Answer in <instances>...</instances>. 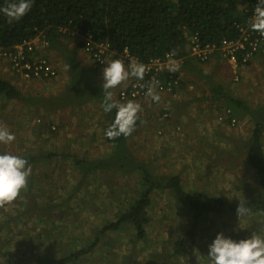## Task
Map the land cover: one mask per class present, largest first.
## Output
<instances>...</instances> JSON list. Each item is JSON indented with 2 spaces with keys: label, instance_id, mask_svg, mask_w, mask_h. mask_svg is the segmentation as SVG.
<instances>
[{
  "label": "trees",
  "instance_id": "16d2710c",
  "mask_svg": "<svg viewBox=\"0 0 264 264\" xmlns=\"http://www.w3.org/2000/svg\"><path fill=\"white\" fill-rule=\"evenodd\" d=\"M257 2L258 0H34L31 11L17 22L9 24L7 18L0 13V48L3 52L12 54L16 51V47H21L26 55L31 56L25 51L29 47L27 43L31 42L33 57L43 56L44 58H48L49 55L46 53L53 49L63 58L65 65H71V69L68 70L71 82L72 79L76 78L77 80V77L84 76L76 65L74 55L76 48L70 49L67 46L73 41L74 35L75 38L78 35L83 37L89 35L93 41L104 44L106 46L105 54L113 52L117 54L127 49L129 55L137 57L140 62H147L155 58L163 59L166 54L173 51L176 58L185 54V32L196 34L197 39L203 45L212 42L218 43L222 39L236 40L240 38V29L246 26L250 27L249 21L253 16ZM5 3L6 0H0V7L4 6ZM38 35L44 44L36 47L32 40ZM76 47L79 49L80 46L77 45ZM9 67L11 74L8 79L17 77L16 67L13 64H10ZM6 79L0 77V96L8 101L20 99L31 102L33 100L31 96L24 97L21 95L16 86ZM181 84L184 85V83ZM213 87L215 92H219L227 99L226 104L234 116L241 115L240 112H247L246 105L240 102L238 98L232 97L233 95L228 97L221 84L217 83ZM77 101L80 103L87 100L78 98ZM239 108L241 109L240 112L237 110ZM115 112L116 110L105 117L109 121V125L114 120ZM249 113L254 121V127L245 140L246 146L242 155L244 163L255 176L249 185L240 188L242 192L240 195H242L239 199L243 200L246 206L250 208L249 214L253 216L249 218L257 219L261 216L262 220L256 222L260 221V224L263 221L264 225V150L262 147L264 115L259 114L258 110L249 111ZM127 138L121 136L116 140H110L106 137V141L114 144L116 151L108 160L109 164L125 169L123 173L124 175L129 173V177L133 176L131 174L132 167H141L136 184L139 189L130 194V197L133 196L131 201L116 211L114 221L101 223L96 230L95 240L87 247L71 248V252L67 256H60L54 260L32 247L30 253L34 264H52L55 262L58 264H75L79 259H87L85 256H89L96 241L102 239V236L106 235L108 231L114 233L126 225L135 231L137 239H145V226L148 224L146 209L150 202L149 194L158 189H167L171 197L181 204V208L186 210L189 217V226L185 227L183 238L175 239L176 242L172 240V251L161 252L164 254L163 256L162 254L154 256V260L150 261V264H176L171 257L188 251L191 252L196 248L198 246L196 228L199 224L204 223L209 215L222 218L224 224L228 220L230 224L232 222L231 225H234V222H239L236 214V208L240 203L239 199L228 201L220 196H208L205 191L201 190L184 191L179 176L166 173L165 170L158 173L152 169L151 161L160 160V166H167L168 163L164 160L166 150H163L164 154H161V159L145 158L139 155L136 157V155L133 156L135 149L131 150L127 145H124ZM0 153L4 152L0 149ZM68 154L70 153H65L66 156H69ZM74 156L72 163L80 171V178L77 181L79 184L72 188L64 201L74 197L77 187L93 173L94 169H101L103 166L102 161H96V159L91 164L86 165L88 161L82 163L83 158ZM40 157L30 159H33V163L39 161ZM46 157H49V154ZM142 158H145V163H142ZM26 159L28 160V158ZM112 174L109 178L114 181L116 177ZM107 181L110 182L109 179ZM25 194L28 202L22 210V214L29 219L33 218L36 213H40L47 222L51 206L52 208H61L58 203L51 204L48 195L45 196V199L49 201L39 204L29 188ZM63 214V212L60 213L61 216ZM251 225L245 227L246 232L251 230ZM44 233L43 224L42 232L36 236L41 239ZM45 236L42 240L43 243ZM236 236L239 237V234ZM110 244L114 245V242ZM51 245L55 246L56 243H50L47 246L49 251L54 249ZM165 249L166 247L163 248V250Z\"/></svg>",
  "mask_w": 264,
  "mask_h": 264
},
{
  "label": "rangeland",
  "instance_id": "374dc122",
  "mask_svg": "<svg viewBox=\"0 0 264 264\" xmlns=\"http://www.w3.org/2000/svg\"><path fill=\"white\" fill-rule=\"evenodd\" d=\"M188 61L191 62L189 59ZM53 63L58 64V61L53 60ZM9 66L10 63L8 60L0 59V77L4 79L7 78L6 80L13 83L21 95H23L24 97L31 96L33 100L31 102L20 99L8 101L0 96V125L7 127L9 131H11L16 137L15 141H13L11 144H0V149L4 153L8 152L14 155L28 158V162H30L29 164L32 167V174L29 177L28 184L30 192L35 195V199H37L39 204H43L44 202L49 201L48 199H45L46 195L50 196V203L52 204L55 200H61L60 198L64 199L69 196L70 190H72L71 183H74V181L76 180L75 178H77L75 175H71V171L74 170L72 158L75 157L74 155H76L77 157L81 155L68 154L70 157L65 155V153L67 152L66 149L69 147V145H63V143H59L56 140V135L53 131H56L57 128L51 129V127L48 126L50 122L47 123L46 116L50 108L57 110L58 108H65L69 105H74L75 103H79L77 101L78 98H80V100L84 99L94 102L95 95L102 96L100 98V101L97 103V105L101 107L103 101V91L99 88L96 89L95 84H93L92 81L85 76H79L77 77V80L76 78L72 79L69 84L63 86L61 93H57L54 91L55 87L57 90L61 86L59 85V83L57 85L56 77L50 79H29L21 77V75L17 74V77L8 79V76L11 74ZM225 66H227V64H225ZM204 77L206 78L203 81L210 80L208 78L210 77V75L206 74ZM53 84L54 86H57L54 87L52 86ZM231 95L233 94L231 93ZM90 104L94 105L92 103ZM258 111L259 114L264 115V103L261 104V106L258 108ZM60 114L61 113H57V120L59 122L61 120L62 122H64L66 115ZM37 119H39V121H37ZM249 124V122L245 121L244 126L241 130L224 129L225 131H222V129H219L218 132H214V136L218 134L225 136L228 139L224 143V141L222 142V140H220L221 137L216 136L217 141L215 143H212L211 145L207 143L211 154L203 155L201 152H199L198 154H195L193 158L191 156L192 154H190L189 156L192 158V160L186 163L187 165H185L184 168L181 169L179 174V168L185 164H179L184 161L180 157V155L182 156L185 154H189V151L184 144V141L186 139V136L184 138V132L180 136H178V142L167 143V146H165V148H162V141L155 145L156 143L150 140L146 143L143 150L141 148L143 153H145L141 154V156L145 155V158L148 157L151 159H161V154H164L163 150H166V154L171 153L174 154V156L171 158L167 166H160V160L151 161L152 169L155 172L162 173V170H165L166 173L179 176L180 180L181 178H183V182L186 188H184L182 185L181 186L186 192L198 191L200 188V190L205 191L208 196H220L221 198H224L228 201H237L242 195H240V193H242L240 188H244L243 186L249 185L254 180L255 176L254 173L250 169H248V167L244 163V158L242 155L243 151H245V140L250 135V131H246ZM239 135L241 136V139H239ZM262 147L264 150L263 133ZM219 150L224 154L219 153ZM231 150L232 152L230 153ZM47 154H49V157H46ZM39 156H41L40 160L32 163L33 159L30 158H37ZM209 156L211 159L209 158ZM225 157L230 164L220 163ZM82 158V163L88 161L86 165H89L93 162V159L87 160L86 157ZM145 158L141 159L142 163L146 162ZM168 158L166 157L167 161ZM176 159H181L182 161L178 163L177 161H175ZM195 160L198 163L199 170H197V168L195 167ZM233 162L234 165H232ZM111 166L113 173L112 175L117 178L116 182L122 175L123 177L127 178L124 181H118V184L121 187H124V190L118 191L116 188L117 191L115 190V193H112L109 187L102 186L101 183H105L108 186H111L112 183L111 179L109 178L111 174H109V171L105 170L107 174L102 172L97 174V177L94 180V184L97 183L98 188L92 187V191H94V189H97V192L107 195L106 190H108L109 194H123L124 196H126V193L131 194L135 192L137 190L135 181L137 177L140 176L141 167H132L133 170L131 174L133 176L129 177V173L124 175L123 171L125 169H120L114 165ZM205 175H208V177H212L214 180H216V184L214 183V181H209L203 183L201 185L202 187L199 186L200 184L197 181L200 180V178H205ZM223 177L225 178L222 179ZM194 178L195 180H193ZM108 179L110 182L107 181ZM234 181L238 182L236 189L234 187ZM113 184V186H115V183ZM46 188L49 189L46 190ZM25 195V191H23L19 200L7 206V211L0 209V264H34L30 253L31 246L34 245H36L37 247L40 246L39 250H43L44 248L46 249L47 246L50 245V243L55 242L56 244H58V242H60V244L62 245L61 250H59L56 245H51L54 249L50 250L51 252L47 253V256H49L51 260L57 259L60 256H67L68 253L71 252V248L79 249L81 247H87V245H84L82 243L81 245H78L74 241L75 238L73 239V237H71V234L73 236V231H69L67 229H70L76 225L71 224L72 221L61 224L62 226H60L58 224L59 220H57L59 218L56 217V219L51 215V212H49L50 215L47 222H45V219L41 218L40 213H36L35 216L30 219L27 216L24 217V214H22V210H24L26 203L28 202V198H26ZM82 195L83 194L80 193L79 197ZM127 198L129 199V197ZM132 198L133 196L130 197L127 202H130ZM177 204L181 205L180 203ZM97 205L98 206H96V208L101 214H106L108 212L109 208L104 207V203L98 202ZM88 208L91 209L93 207ZM119 208H121V206H117L116 209L118 210ZM182 210L185 217L183 221H187L186 226H189V217L187 216V212L183 208ZM167 212H169V217L174 215V210L172 209V207L167 208ZM73 215L72 217H70L72 218V220L75 219V216ZM252 216V214H249V216L242 218L238 223L234 222V225H231L232 222L230 224L229 220L224 224L222 218L209 215L208 217H206L204 223L197 226V238H201V240L210 239L211 244L215 239L217 233L220 232H223L226 237H231L232 239L237 241L243 238L250 237L252 231L258 232L260 235H264L263 221L260 224V221L256 222L261 219V216H259L260 218L258 217L257 219L249 218ZM173 217L175 218V215ZM85 218L89 219V215H87V217ZM85 220L86 221H82H84L85 223L89 221L87 219ZM151 220L152 217L150 218V220L148 219L147 222L149 224L145 226V232H148V235L145 239H137L135 236V231H133V229H130L126 225L125 227L119 229L117 232H114L110 240H106V242L104 243L105 247L102 246L103 248L95 250L93 254L85 256L87 259L90 258L88 261L87 259H81V262L83 264H150V261L154 260V256L162 254L161 252L172 251L171 246L173 242H176L174 241V237H176V235L180 236L183 234L185 236V232L183 233L181 228L178 229L174 227L172 223L166 224L167 222H163V224H161V221L152 222ZM180 221L181 220L177 221L175 226H177ZM43 224L45 230L51 232L47 234L49 236L53 235L48 238V241H45L44 238V243L42 242V240L45 233L43 234L41 239H38V237L36 236L39 232H42ZM207 225L210 227V229L207 230L206 233H204L202 236V231H199L198 229L200 226L203 227ZM249 225H251V230L249 232H246L245 227ZM61 227L67 228L66 232H64L63 230L65 228L61 229ZM204 228L205 227H203L202 229ZM212 229L215 230L213 234L214 237H212L211 239V236L209 237L208 232L213 231ZM237 231L242 233H239ZM236 234H239V237H237ZM60 237H62V239H60ZM169 237H171L172 239L174 238L173 242ZM60 240H64L62 241L63 243H61ZM111 242H114V245H111ZM163 247H166V249L163 250ZM108 248L109 250H107ZM139 253L143 254L142 257H138ZM163 255L164 254H162V256ZM175 257L176 256L171 257L172 260ZM130 258L131 260L129 261ZM207 262H204V264H210L209 260ZM52 264L58 263L55 262ZM186 264L193 263L191 262Z\"/></svg>",
  "mask_w": 264,
  "mask_h": 264
},
{
  "label": "crops",
  "instance_id": "0c3cea01",
  "mask_svg": "<svg viewBox=\"0 0 264 264\" xmlns=\"http://www.w3.org/2000/svg\"><path fill=\"white\" fill-rule=\"evenodd\" d=\"M68 46L70 49L76 48L74 53L76 59L75 61L77 62L76 65H78L79 69L82 71L84 76L89 80H91L93 84H95L96 89L99 88L102 90V83H103L102 71L104 67L98 68L97 66H95L89 59L88 55H86L80 49H77L75 42L73 41L70 42ZM48 55L52 57L53 60L58 61V64L55 63L57 65L56 80H57V85L59 83L61 87L56 90L55 86L57 85L54 86L53 84L52 86L55 87L54 89L55 92L61 93L62 87L69 84L70 82V72H68V70H65V63H63V58L60 57V55L56 53L55 50L53 49L49 50ZM113 59H120V58L110 54L107 56V60L109 62ZM189 60L191 62H189L188 59L184 60L183 65H181L180 71L176 72V74L180 77L181 83H184V85L182 86L181 84L182 87L179 91L177 99L171 102V106H172L171 116L165 122L155 120V118L153 117L154 114L153 110L155 111L153 106L145 103L144 100H134L142 105L143 112L140 114V120L137 121L135 131L124 142V145L128 144V147L131 150L135 149L133 156L136 155L137 157V155L141 156V154H145L143 153L142 150L144 149L146 143L149 142L150 140L154 141V143H156L155 145H157L159 142L162 141V148H165V146H167V143H169V141H171L172 139H176V136H180L184 132V138L186 136L184 144L187 147L189 154H185L182 156L180 155V157L184 161H182L181 159L175 160L178 163L182 161L181 163H179L180 165L182 163H185L182 167L179 168L178 174L180 173L181 169L184 168L185 165H187L186 163L192 160L195 154H198L199 152H201L203 155L211 154L207 146V143L210 145L212 143H215L217 141L216 136L221 137L220 140H222V142L224 141V143L228 139L227 137L218 134L214 136V132L216 131L218 132L219 129H222L223 131L225 128L222 125L221 126L216 125L215 122H213L211 119L213 118V116H216L218 112H220L223 108L227 106L226 104L227 99L224 98L222 94H220L219 92L217 91L215 92L213 90L214 89L213 86L215 84L217 83L221 84L223 90L225 91V93H227L228 97L231 96L232 93L233 97L238 98L240 102L246 105L247 111L254 110L255 108L258 109L261 106V104L264 103V46L260 52H258L256 55H254L251 58V60L247 65L245 66L243 65L240 68L239 70L240 78L238 80H234V78L231 79L232 74L228 70V67L225 66L226 63L221 62L220 58L216 54H212L209 57V59L204 62H198L192 58H189ZM124 62L127 66V61ZM105 67H107V65ZM206 74L210 75V77H208L210 80L203 81L206 78L204 77ZM188 86H191L192 89H190ZM123 87L125 86L121 85L120 87H117L112 91L114 92V98L117 101L121 103H126L129 100L123 101L118 99L117 96L118 90ZM101 97H102L101 95H97L94 102H92L91 100L82 101L80 103H75L74 105H69L65 108L63 107L58 108L57 110L50 108L46 116L47 123L50 122L48 126H51L52 128H54L55 126V128H57L56 131L58 130L57 132L53 131L56 135V140L59 143H63V145H69V147L66 149L68 153L80 154L81 156L78 157L81 158L86 157L87 160L96 159V161L99 160L102 161L103 163L101 169L100 168L94 169L93 173H91L84 180V182L77 187V191L75 192V195H73L74 197L66 201H64V199L66 198L64 199L60 198L62 201L59 199L55 200L53 203L54 204L58 203L61 208L59 209L54 207L50 208L51 214H53L55 218L56 217L59 218L56 219L59 220L58 224L60 226H62L61 224H65L66 222H71V221H72L71 224H76V225L78 224L77 226L72 225L73 227L71 226L72 228L70 229L61 227V229L65 228L63 229L64 232H66V229L69 231L70 230L73 231V236L71 234V237H73V239L75 238L74 241L78 245H81V243L84 245L91 244L95 240L94 238H95L96 230L99 228L101 223L106 221H114L116 219L115 216L117 214L116 213L117 206H121V207L125 206L126 204L129 203L127 201L130 199L129 193H126V196L129 197L128 199L123 194L122 195L109 194L108 190H106L107 195L97 192V189H94V191H92L93 189L92 187L98 188L97 187L98 184L97 183L94 184V180L96 179L98 173L101 172L106 173L105 170H107L109 171V174H112V166L111 163L109 164L108 160H110L111 156L116 152L115 145L110 144L106 141L105 130L107 129V124L109 125V121L104 117L106 115L113 113L115 109H113L111 113H105L100 106L98 110H96L94 109L93 105L90 104L92 103L96 105L100 101ZM215 100L218 102H216ZM83 102H90V103H83ZM239 110L241 109L239 108ZM57 113L66 115L64 122H62V120L60 122L57 120ZM177 125H180V131H177L175 129ZM251 126L252 124H249L248 127ZM212 127H214L215 130H213ZM166 133L168 135V138H163ZM263 139H264V132H263ZM70 150H72L73 153ZM231 152L232 150L230 151V153ZM219 153L224 154L223 152H220V150ZM190 154H192L191 155L192 158L189 156ZM166 155L169 157L174 156L172 154H166ZM144 156L142 155V157ZM106 162L108 165L105 164ZM220 163H228V160L224 158ZM232 165H234V162ZM195 167L197 168V170H199L198 163L196 162V160H195ZM73 169L74 170L71 171L72 172L71 175H75L77 178H75L76 180L74 181V183L70 182L72 184V188H74L79 184V182L77 181L80 178V171L75 167H73ZM206 177H208V175H205V178L202 179L200 178V180L197 181L200 184L199 186L209 181H214V183L216 184V180H214L212 177H208V178ZM224 178L225 177H223L222 179ZM119 180L124 181L126 180V178L123 177L122 175L119 177L118 181ZM181 180H182L181 185L184 188H186L183 182V178H181ZM193 180H195V178ZM118 181L117 182L116 180L112 181L111 186H108L105 183H101V184L102 186L109 187L110 191H112V193H115L116 188L118 191L124 190V187H121L118 184ZM113 183H115V186H113L114 185ZM135 184H137V181H135ZM237 185L238 182L236 181L234 185L235 189ZM48 189L49 188H46V190ZM138 189L139 187H137L136 191H138ZM80 193L83 195L79 197ZM149 201H150L149 206L146 209L147 220L148 219L150 220V218L152 217L151 220L152 222L161 221L162 222L161 224H163V222H167L166 224L172 223L174 227L178 229L181 228L184 233V229L187 225V221H183L185 218L183 215V210L181 206L177 204V202L173 199V197H171L170 192L167 189H158L155 191H151L149 194ZM98 202L104 203V207L109 208L106 214H101L97 210L96 206H98L97 205ZM88 207H93V208L89 209ZM171 207L174 210V215L176 219L173 217L174 215L170 217L168 216L169 212H167V208H171ZM61 212L64 213L62 216L60 215ZM57 214L58 216H56ZM49 215L50 214H48V216ZM72 215L75 216L74 220L70 218L72 217ZM87 215H89V219L85 218L87 217ZM103 215H107V216H103ZM42 219L45 218L43 217ZM85 219L89 221L85 223L84 222L86 221ZM179 220L181 221L177 224V226H175L176 222ZM74 221L77 222L79 221V222L77 223ZM203 227L205 228L202 229ZM203 227L200 226L198 229L199 231H202L201 232L202 236L207 230L210 229L208 225ZM212 230L213 231L208 232L209 237L211 236V239L212 237H214L213 234L215 229ZM47 233L49 232L48 231L45 232L46 235L45 240H47L50 237ZM145 233L147 237L148 232ZM112 235L113 232L108 231L106 235L102 236V239L100 238L98 241H96L94 248L90 251L89 255L93 254L95 250L105 247L104 243L106 242V239L108 238L107 240H110ZM183 236H184L183 234L180 236L176 235V237L174 238L175 239L181 237L183 238ZM60 239H62V237H60ZM197 239L198 238L196 235V242L198 246L195 248V250H198L197 255H199L200 257V264H204V262H207L209 260L207 254L209 251V245L211 240L210 239L201 240V238H199L198 240ZM60 241L61 243H63L62 241L64 240H60ZM58 244H56V246L58 247L59 250H61L62 245L60 244V242H58ZM32 247H34L33 249L37 250L41 254L42 253L47 254L51 252L48 250V248L39 250L40 247H37L36 245L31 246V249ZM107 250H109V248ZM195 250L194 251L192 250L186 256H183L184 254L176 255L173 261L176 264H186L191 262L193 264H198ZM142 255L143 254L139 253L138 257H142ZM130 260L131 258L129 259V261ZM81 261L82 260L79 259L75 264H83Z\"/></svg>",
  "mask_w": 264,
  "mask_h": 264
},
{
  "label": "clouds",
  "instance_id": "9594fccd",
  "mask_svg": "<svg viewBox=\"0 0 264 264\" xmlns=\"http://www.w3.org/2000/svg\"><path fill=\"white\" fill-rule=\"evenodd\" d=\"M33 3L34 0H6L4 6L0 7V13H2L7 18V22L11 24L21 20L25 15H27L28 12L31 11ZM249 24L252 31L257 32L262 37H264V0H258L255 6L254 15L250 18ZM193 34L194 33L185 32V45H186V37L188 35H193ZM85 37L78 35L75 38L74 35L73 42H75L76 46L77 45L80 46L78 48L89 56V59L95 66H97L98 68L104 67L102 71L103 101L101 107L105 113H111L113 109L116 110L114 120L106 129L105 136L110 140H116L121 136L127 138L131 136L132 133L135 131L137 121L140 120V114L143 112L142 105L134 100H144L145 103L147 104L150 103H148L145 99L142 98L121 99L119 97V92L120 90L127 88L133 79L136 81H143L149 69L145 64L139 62H131L126 66L124 60H122L121 57L123 51L118 52L117 54L116 52L110 53V55H114L120 58V59H113L110 62L107 60V56L109 55V53H107L106 64L100 66L96 62H94L90 58L91 56L85 51L84 48L86 44ZM39 38L41 37L38 35L32 41H34L35 44L40 43V45H43L44 44L43 40H40ZM185 45H184L185 54L181 56L183 61L181 64L177 62L176 59L173 58L175 56L174 51L168 55L167 63L165 66L167 70L171 73H174V75L176 74V72L180 71L181 65L184 63V60L190 58L186 54ZM263 46H264V40L258 52L262 50ZM257 53H255V55ZM46 54H48V52ZM47 59L56 69L57 65L53 63L52 58L49 56ZM198 62H204V61H198ZM221 62L227 64L228 70L232 74L231 79L234 78V80H238L240 78L239 76L240 69L237 71L236 74H233L228 63L225 61H221ZM106 65L107 67H105ZM69 69H71V65H65V70H69ZM235 75H236V79H235ZM176 76L178 75L176 74ZM179 82H180V86L177 91V95L175 97H168L170 100L171 112L167 118H165L164 120H160L158 118V112H157L158 108L155 105L150 104L155 109V111L153 110L154 113L153 117L155 118V120L165 122L171 116L172 113L171 102L177 99L179 91L182 87L180 77H179ZM158 83H159L158 81L150 82L147 85V91L145 93L146 97H150L151 100L157 104H159L161 101V96L157 91ZM121 85H124L125 87L118 90L117 96L118 99L120 100L123 101L129 100L126 103H121L117 101L114 98V92L112 91L113 89L120 87ZM140 86L144 87V85H140ZM188 87L192 89L191 86ZM96 96L97 95H95V99ZM83 103H90V102H83ZM93 107L94 109L98 110L99 105L96 104L93 105ZM237 110L239 112L241 111L239 109ZM254 110H258V109L255 108ZM242 113H240L241 115L239 116H234L232 114V110L228 106H226L220 112H218L216 116H213L211 120L215 122L216 125L218 126L222 125L225 129L228 130H233V129L241 130L246 121L252 124L251 127L247 128V131H250L254 127V121L252 119V116L249 113V111L244 112L243 114ZM108 116L109 115H106L104 117H108ZM219 117H222V120H219L218 119ZM232 119L235 120L233 124L231 123ZM37 121H39V119H37ZM177 128L179 129L177 130ZM51 129H55V126L54 128L51 127ZM175 129L177 131H180V125H177ZM212 129L215 130L214 128ZM163 138H168L167 133L164 135ZM177 138L178 136H176V139H172L171 141H169V143L178 142ZM15 139H16L15 135L11 131H9L7 127L0 125V144L8 145L11 144L13 141H15ZM239 139H241V136H239ZM126 145L128 146V144ZM166 157L168 158L169 156H165L164 159L167 163H169L172 157H169L168 161ZM31 174H32V167L26 158L8 152L0 153V209L7 211V206L17 201L20 198L21 193L28 189L29 177L31 176ZM137 180L138 177L136 181ZM250 211H251L250 208L246 206L245 202L243 200H240V203L236 208V214L239 218V221L242 218L248 216ZM41 218H43V216H41ZM194 250L195 248L193 249V251ZM189 252L190 251H188L187 253H183L184 254L183 256L188 255ZM197 252L198 250H195L198 264H200V257L199 255H197ZM207 257L209 259L210 264H264V235H260L258 232L252 231L250 237L243 238L237 241L232 239L231 237H226L223 234V232L217 233L215 239L209 245V251Z\"/></svg>",
  "mask_w": 264,
  "mask_h": 264
},
{
  "label": "built area",
  "instance_id": "2783aa9c",
  "mask_svg": "<svg viewBox=\"0 0 264 264\" xmlns=\"http://www.w3.org/2000/svg\"><path fill=\"white\" fill-rule=\"evenodd\" d=\"M254 15V12H253ZM250 25V24H249ZM240 38L236 40L222 39L218 43L201 44L197 39L196 34L188 35L186 37L185 50L188 57L197 61H206L212 54H216L221 61H225L230 66L233 74H236L241 66L247 64L251 58L258 52L264 37L259 33L251 30L249 26L240 29ZM85 51L91 56L90 58L98 65L106 64V46L101 43H95L91 40L89 35L85 37ZM36 47L40 43L32 41ZM28 48L25 50L29 55L25 54L21 47H16V51L11 53L3 52L0 49V59H6L10 64H13L18 74L21 77L29 79H50L57 75V71L47 58L33 57V46L31 42L27 43ZM166 54L163 59L155 58L147 62H140L137 57L129 55L127 49L123 50L121 57L127 61V65L131 62H139L145 64L149 71L146 73L143 81L132 80L127 88L120 90L119 97L124 98H142L148 103L155 105L158 108V118L164 120L171 112L170 100L168 97H175L180 86L179 77L175 76L166 68L168 59ZM180 64L183 62L182 57H173ZM30 59V60H29ZM103 63H102V62ZM236 79V75H235ZM152 81H158L157 91L161 96L159 104L154 103L150 97H146L147 85ZM140 85H144L141 87ZM222 120V117L218 118ZM235 120H231L233 124ZM179 128H177L178 130Z\"/></svg>",
  "mask_w": 264,
  "mask_h": 264
}]
</instances>
